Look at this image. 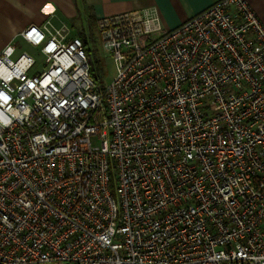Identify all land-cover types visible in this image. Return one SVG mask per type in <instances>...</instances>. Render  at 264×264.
Wrapping results in <instances>:
<instances>
[{
	"label": "built area",
	"instance_id": "2783aa9c",
	"mask_svg": "<svg viewBox=\"0 0 264 264\" xmlns=\"http://www.w3.org/2000/svg\"><path fill=\"white\" fill-rule=\"evenodd\" d=\"M110 82L50 19L0 51V264H264V24L100 17ZM19 52V53H18Z\"/></svg>",
	"mask_w": 264,
	"mask_h": 264
},
{
	"label": "crops",
	"instance_id": "0c3cea01",
	"mask_svg": "<svg viewBox=\"0 0 264 264\" xmlns=\"http://www.w3.org/2000/svg\"><path fill=\"white\" fill-rule=\"evenodd\" d=\"M214 1L216 0H0V51L13 41L21 47L23 41L18 37L19 33L28 25H41L47 19L56 26H69L71 35L78 36L100 17L155 7L162 25L170 29L201 12ZM246 1L264 24V0Z\"/></svg>",
	"mask_w": 264,
	"mask_h": 264
},
{
	"label": "rangeland",
	"instance_id": "374dc122",
	"mask_svg": "<svg viewBox=\"0 0 264 264\" xmlns=\"http://www.w3.org/2000/svg\"><path fill=\"white\" fill-rule=\"evenodd\" d=\"M86 32L87 34L92 33V36L88 39V47L91 54V59L96 62L95 66L96 69H98L101 80L103 83L107 84L110 82L115 73L113 61L110 56L102 52L95 24L89 25V27L86 29ZM20 51H26L35 58V64L31 69V72L41 69L42 66L46 64V59H44V57L39 53L37 48H34L25 42H21L19 52Z\"/></svg>",
	"mask_w": 264,
	"mask_h": 264
},
{
	"label": "trees",
	"instance_id": "16d2710c",
	"mask_svg": "<svg viewBox=\"0 0 264 264\" xmlns=\"http://www.w3.org/2000/svg\"><path fill=\"white\" fill-rule=\"evenodd\" d=\"M91 36H92V33L91 34H87L86 31H83V32H81L78 35V37H80V39L82 40L84 48H85V51L87 53V57H88V60H89V72H90V75H91L95 85L97 87H100L104 83H103V81L101 80V78L99 76L98 69H96V66H95L96 62L91 59V54H90L89 47H88V39Z\"/></svg>",
	"mask_w": 264,
	"mask_h": 264
}]
</instances>
